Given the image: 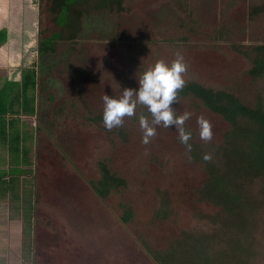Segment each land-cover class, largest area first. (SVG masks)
<instances>
[{
    "label": "rangeland",
    "instance_id": "rangeland-1",
    "mask_svg": "<svg viewBox=\"0 0 264 264\" xmlns=\"http://www.w3.org/2000/svg\"><path fill=\"white\" fill-rule=\"evenodd\" d=\"M182 1L193 9L197 30L181 20L172 0H125L126 9L120 13L88 0L74 36H68L73 30L64 27L54 49L39 55L38 30L47 33L52 24L46 13L38 17V0H0V30L8 33L0 44V89L14 88L19 97L22 75L36 73L37 85L27 91L33 102L37 92L38 115L49 130L48 151L45 141L43 151H30L23 192L18 198L14 195L12 201L17 199L18 204L9 205L11 218L17 221L11 223V237L0 236L6 243L0 242V264L6 262L8 245L15 252L10 255L26 264H157L147 248L162 254L172 246L182 248L188 237L205 238L209 247L204 242L201 247L209 258L203 264H264L259 179L249 183L243 202L247 213L226 216L220 225L213 217L217 208L198 193L203 165L193 160L176 128L157 126L156 134L143 143L138 117L151 119L143 105L138 104L136 114L124 117L110 135L102 121L98 120L101 128L96 127L74 109L85 111L87 106L102 116L105 94L119 97L124 88L135 89L142 72L154 63L146 62L144 69L137 54L118 48L146 40L160 43L155 62L183 58L187 65L183 78L234 87L249 100L260 97L264 106V75H243L249 46L264 43V0ZM253 8L257 12L250 14ZM16 73L14 83L10 77ZM20 98L14 103L17 109ZM197 103L193 96L177 95L174 111L190 114L184 123L191 132L188 143L200 155H210L209 146L221 141L226 123ZM201 118L212 126L210 140L199 136ZM24 122L31 131L33 118L24 117ZM99 156L126 180L123 193L112 190L102 199L90 186L87 178L96 176L92 163ZM124 212H129L127 223L120 221ZM21 219L25 232L32 227L33 239L13 232Z\"/></svg>",
    "mask_w": 264,
    "mask_h": 264
},
{
    "label": "trees",
    "instance_id": "trees-1",
    "mask_svg": "<svg viewBox=\"0 0 264 264\" xmlns=\"http://www.w3.org/2000/svg\"><path fill=\"white\" fill-rule=\"evenodd\" d=\"M94 1L99 7L106 8L109 12L120 13L126 9L125 0ZM172 1L178 12H180L181 20L191 30H197L193 9L189 8L182 0ZM87 3L88 0H40L39 14L46 13L52 26L47 33H44L41 29L38 31L40 39L39 55L46 54L54 49L57 40L63 36L64 27L68 26L69 29L73 30L68 36H74L76 31L79 30L78 21H80L84 13L83 8L87 6ZM254 9L250 11V14L257 12ZM6 32L0 30V44L3 42V37L6 36ZM159 44L152 40H146L119 45L118 50L131 55L137 54L145 69L148 66L147 64L152 65L155 63V59L159 56L161 50ZM239 50L245 53L251 52L247 61V69L245 73L242 71L243 75L251 78L264 75V43L249 46L250 52L247 49ZM184 80L185 86L178 91V95L181 97L193 96L198 101V106L219 114L226 123L221 141L218 144H210L209 151H212L210 155L204 152V155H200L199 151H196L193 146L190 151L193 160L200 161L203 165L205 173L198 193L206 202L217 208L213 217L220 225H224L226 216L231 217L242 212L247 213L246 207L248 206L243 202L248 196L250 181L253 179L260 180L262 183L260 190L264 196V106L260 97L249 100L248 97H243L238 89L234 87L212 86L207 82L192 78L190 80L184 78ZM34 83V72L32 74L26 73L22 77V106L23 110L28 113L33 112L34 107L32 104L33 97L28 96L27 89L29 86H34ZM81 92L82 88L78 89L75 97L76 101H80ZM17 97L13 94L12 89H0V119H3L2 116L8 111L13 110L12 107ZM74 104L75 102L71 100L70 106L74 107ZM84 105L86 106V104ZM86 108L87 106L85 111H80L76 107L74 109L77 114L84 113L82 115L84 119H89L92 122L91 124L101 128L98 120L102 121V116ZM90 113L92 115L88 116ZM103 128L106 129L104 125ZM112 131L108 130V134ZM205 155L210 158L205 160ZM103 159L100 156L98 159H94L92 166L96 169L91 171L96 176L88 177L87 181L100 198L106 199L112 190L123 193L126 180L118 172L115 173L111 165L106 162L107 160L104 161ZM243 208L244 210H242ZM128 213L124 212L120 217V221L127 223L130 220ZM189 239L190 237L186 239L188 241L185 240L181 244L182 248L176 249L172 246L173 248L169 247L162 254L153 249L147 248L146 250L157 264H184L192 260L195 264H203L206 258H209L208 254L202 250L203 247H201V242H204V247L208 246L205 238L196 237L191 241ZM140 241L146 245L145 239Z\"/></svg>",
    "mask_w": 264,
    "mask_h": 264
},
{
    "label": "clouds",
    "instance_id": "clouds-1",
    "mask_svg": "<svg viewBox=\"0 0 264 264\" xmlns=\"http://www.w3.org/2000/svg\"><path fill=\"white\" fill-rule=\"evenodd\" d=\"M187 71V65L182 57H177L171 63L158 60L151 67L142 72L137 80V87L124 88L119 97L110 95L103 96L102 122L106 129L120 127L124 117H132L136 114L137 105H143L148 116L141 114L139 119L140 128L143 130V143H148L150 137L156 134V127H174L179 132V140L190 151L191 132L184 128L189 113L177 115L174 105L177 101L178 91L185 86L183 74ZM199 136L202 140L212 138L211 124L201 118L199 120ZM210 157L205 155L204 159Z\"/></svg>",
    "mask_w": 264,
    "mask_h": 264
},
{
    "label": "crops",
    "instance_id": "crops-1",
    "mask_svg": "<svg viewBox=\"0 0 264 264\" xmlns=\"http://www.w3.org/2000/svg\"><path fill=\"white\" fill-rule=\"evenodd\" d=\"M37 5L40 10V0H38ZM18 74H20V72ZM35 76L36 73L34 74V85L36 86L37 80L35 79ZM37 101L38 98L32 102L34 107L33 112H25L23 110L22 102H20L18 109L14 107L13 104V110L8 111L4 116H2L3 119H0V236L7 235L11 237V223H16L17 221L11 218V208L9 209V205L12 202L18 204L19 201L17 199L12 201L14 195H17L18 198V193L23 192L25 185L24 168L27 167V163L30 161V151L31 153L33 151H43L44 141L46 143V150L48 151L49 142L46 140L49 130L44 127L45 122L43 119L41 121L39 118ZM27 116L33 118V123L31 122L33 127H29L31 131H28L27 128H25L24 117ZM37 138L39 140V146L36 145ZM1 205H6V208H3ZM18 225L21 227L19 228ZM14 230L15 231L13 232L15 234L18 233V235H21L22 237H27V241L30 237H32V239L34 238L35 233L33 232L32 227L30 230L28 228L26 229V232L24 231L22 219L20 220V223L16 224V228ZM32 239L30 241H32ZM0 242L5 243L3 239H1ZM1 243L0 250L3 249L1 248ZM9 243H11V239ZM20 245H22V241H20ZM7 247L9 248H6V262L3 264H12V262H10V258L12 257L14 258V264L28 263L23 258L16 259V256L10 255V253L14 252V248H12V250L10 245ZM20 252L23 253L22 250Z\"/></svg>",
    "mask_w": 264,
    "mask_h": 264
},
{
    "label": "flooded vegetation",
    "instance_id": "flooded-vegetation-1",
    "mask_svg": "<svg viewBox=\"0 0 264 264\" xmlns=\"http://www.w3.org/2000/svg\"><path fill=\"white\" fill-rule=\"evenodd\" d=\"M6 75H8V74H6ZM9 77H10V75H8ZM18 78V74L16 73V76L15 77H10V79H13V81H14V83H16L17 82V78ZM22 77H23V75H22ZM22 77H21V80H20V82L18 83V84H20V86H22V84H21V81H22ZM11 80H9V82H10ZM17 85V84H16ZM15 85V86H16ZM21 89H22V87H21ZM16 89H12V92H13V94L17 97L19 94L15 91ZM29 96V95H28ZM19 97H21L20 98V101L22 102V90H21V96H19ZM19 97H17L16 98V100L14 101V103L15 102H19ZM35 97H36V99H37V92H36V95H35Z\"/></svg>",
    "mask_w": 264,
    "mask_h": 264
}]
</instances>
